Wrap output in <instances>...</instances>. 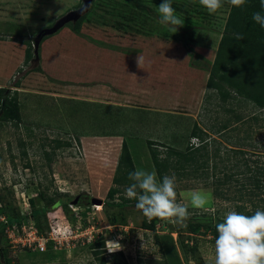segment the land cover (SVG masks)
<instances>
[{
	"label": "rangeland",
	"instance_id": "1",
	"mask_svg": "<svg viewBox=\"0 0 264 264\" xmlns=\"http://www.w3.org/2000/svg\"><path fill=\"white\" fill-rule=\"evenodd\" d=\"M83 1L0 0V87L16 97L20 113L17 124L0 119V229L6 214L25 216L19 225L2 228L6 263L0 257V264H98L93 244L100 240L103 248H95L104 249L99 256L105 264H115L111 254L118 251L119 264H214L211 233L191 234L187 226L160 219L158 242L153 231L142 228L148 218L135 204L108 206L106 193L123 141L136 170L155 171L148 141L164 145L161 151L197 146L199 139L190 134L197 124L208 134L209 149H220V158L209 162L210 167L216 163L217 180L230 178L218 185L223 197H216L211 168L207 177L202 169L197 176L173 174L177 202L190 215L220 219L233 209L242 214L264 210V186L252 184L243 163L251 170L257 167L254 160L264 167V109L237 94L222 102L207 86L230 4L225 0L209 14L199 0H172L183 20L174 32L159 23L162 0H133L149 12L129 0H92L75 29L82 16L38 39L43 28ZM26 40L32 41L27 60ZM237 113L241 120L216 132ZM56 139L69 145L53 149ZM240 147L244 155L232 152ZM195 191L208 198L205 208L192 207ZM81 193L102 203L73 202ZM30 199L34 207H47L37 218L39 226ZM58 200L64 204L57 205ZM23 236L50 239L39 251L24 249ZM106 241L122 247L109 253Z\"/></svg>",
	"mask_w": 264,
	"mask_h": 264
},
{
	"label": "trees",
	"instance_id": "2",
	"mask_svg": "<svg viewBox=\"0 0 264 264\" xmlns=\"http://www.w3.org/2000/svg\"><path fill=\"white\" fill-rule=\"evenodd\" d=\"M129 1H131L132 5L138 9L148 10L142 4L133 0ZM255 12H261L264 14V9H261L260 7V0H246L245 5L240 8L230 5L223 32L219 39L212 65L210 66L207 86L216 91L219 100L222 102L235 99L234 94H237L243 97L246 101L251 102L256 108L264 109V28H261L252 20V15ZM82 19L83 16L76 21L72 27L75 29V26H77ZM238 33L243 35L242 40L235 38V35ZM45 37L46 36H43V39ZM24 43L28 45V48L25 50V59L27 60L32 55L29 47L30 45L32 46V41L26 40ZM0 119L12 120L16 124L20 121L19 106L16 97L7 94V89L2 87H0ZM241 119L242 115L239 113L233 114L231 119L226 120L217 127L216 132H221L229 128V122L231 120L235 122ZM253 120H255L256 123L259 121L256 115L253 117ZM214 130L215 129H213V131ZM190 134L192 137L198 138L200 144L197 146L190 144L185 150L166 147L164 151H161L158 147H164V145L152 140L148 141L149 153L158 179H162L164 175L173 174L184 177H191V175L197 176V171L200 169H202V177H207L208 170L211 168V177H215L212 181V185H215L213 187V194L216 197H223V193L219 190L218 185L229 180L230 174L221 182L219 179L217 180L215 176L216 163L214 162L211 164V167L209 166L210 161H213L217 157L220 158L219 147H215L213 150L209 149V143L206 140L208 134L205 129L199 127L197 124H194ZM212 142H214V140ZM67 145H69L67 141L56 139L53 149ZM232 152L244 155L246 151L240 147L238 149H233ZM253 162L257 167L251 170L250 165H247V161L243 160L246 167L244 172L251 173L252 184L259 189L264 186V167H262L256 160ZM135 170L136 167L129 147L127 143L123 141L113 176V186L110 187L106 193L107 198L110 200L106 203L108 206L125 207L129 204L136 205V200L128 199L125 196V189L132 183L128 179V174ZM89 201L90 200L87 198L81 202L86 204ZM29 202L32 206L31 216L36 218L37 226H39L37 218L45 213L47 207H34L32 199H30ZM58 202L59 206L64 204V200H58ZM240 204L241 205L237 206L238 208L243 207V203ZM252 214L251 211H247L245 215ZM5 218L6 222L1 227L0 232L6 224L19 225L21 219L25 218V216L12 213L6 214ZM158 220L160 219H144L141 226L145 230L153 231L156 240L159 242L156 233V223ZM222 221L223 219L212 215L194 214L190 215V218L186 222V226L191 234L198 235L209 232L215 239L217 236L215 225ZM93 245V253L97 257L98 264H105V257L103 255L99 256V254L104 252V249L97 250L95 248H103L104 242L100 240ZM193 249H195V246L192 250ZM120 252L121 251L111 254L115 258L113 263L119 264L122 261L121 259L116 258L117 254H120V256L122 255ZM0 257L1 259H4V262L6 263V255L1 251ZM164 264H167V262H164Z\"/></svg>",
	"mask_w": 264,
	"mask_h": 264
},
{
	"label": "clouds",
	"instance_id": "3",
	"mask_svg": "<svg viewBox=\"0 0 264 264\" xmlns=\"http://www.w3.org/2000/svg\"><path fill=\"white\" fill-rule=\"evenodd\" d=\"M233 7L240 8L246 0H226ZM225 0H199V4L209 14L216 13L223 7ZM264 9V0H260ZM159 23L171 26L175 32L183 26V20L176 14L172 0H162L158 5ZM252 20L264 28V14L255 12ZM235 38L243 39L242 34ZM142 57L138 56L140 65ZM132 182L125 189L128 199L136 200L135 207L149 219L159 218L174 224L186 226L190 218L188 207L177 202L176 177L164 175L158 179L155 171L137 169L128 174ZM208 198L199 191L191 194V205L197 209L205 208ZM217 236L214 241V264H264V210L257 209L252 215H245L230 210L226 212L222 222L215 225ZM109 253L121 249L117 242L106 241Z\"/></svg>",
	"mask_w": 264,
	"mask_h": 264
},
{
	"label": "water",
	"instance_id": "4",
	"mask_svg": "<svg viewBox=\"0 0 264 264\" xmlns=\"http://www.w3.org/2000/svg\"><path fill=\"white\" fill-rule=\"evenodd\" d=\"M91 2L92 0H84L83 5L80 8L67 12L65 15L60 17V19H58L52 26L43 28L38 35V39L40 40V38H42L45 35H49L57 32L61 27H63L68 22H75L76 20H78L82 15H84L89 10ZM77 198L78 196L75 197L73 202H77L76 201ZM90 201L92 204L102 203V201L98 198H92ZM57 205H59V202H57Z\"/></svg>",
	"mask_w": 264,
	"mask_h": 264
},
{
	"label": "built area",
	"instance_id": "5",
	"mask_svg": "<svg viewBox=\"0 0 264 264\" xmlns=\"http://www.w3.org/2000/svg\"><path fill=\"white\" fill-rule=\"evenodd\" d=\"M75 234H76V232H75ZM22 235H20V236H22ZM64 236L67 237V235H64ZM73 236H75V235H69L68 237L70 239H73ZM49 239H50V237H48V236H42L41 239L40 238L29 239V237L26 238V236L19 238L21 245H22V247H24V249H33V250L37 249L39 251L44 250L45 244ZM35 240H37V243H35Z\"/></svg>",
	"mask_w": 264,
	"mask_h": 264
},
{
	"label": "flooded vegetation",
	"instance_id": "6",
	"mask_svg": "<svg viewBox=\"0 0 264 264\" xmlns=\"http://www.w3.org/2000/svg\"><path fill=\"white\" fill-rule=\"evenodd\" d=\"M87 198H88V196L85 193H81L80 195H78L77 202L84 201Z\"/></svg>",
	"mask_w": 264,
	"mask_h": 264
},
{
	"label": "crops",
	"instance_id": "7",
	"mask_svg": "<svg viewBox=\"0 0 264 264\" xmlns=\"http://www.w3.org/2000/svg\"><path fill=\"white\" fill-rule=\"evenodd\" d=\"M169 232H172V231H169ZM176 250H177V251H179V248H178V247H176Z\"/></svg>",
	"mask_w": 264,
	"mask_h": 264
}]
</instances>
